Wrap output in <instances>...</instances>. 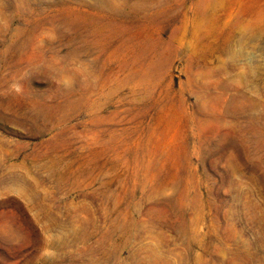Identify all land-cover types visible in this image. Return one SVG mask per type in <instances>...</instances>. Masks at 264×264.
<instances>
[{"label":"rangeland","instance_id":"obj_1","mask_svg":"<svg viewBox=\"0 0 264 264\" xmlns=\"http://www.w3.org/2000/svg\"><path fill=\"white\" fill-rule=\"evenodd\" d=\"M0 264H264V0H0Z\"/></svg>","mask_w":264,"mask_h":264}]
</instances>
